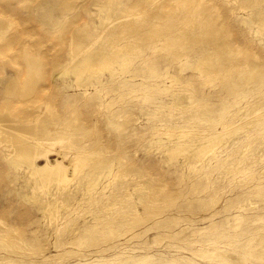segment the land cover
<instances>
[{"label":"rangeland","instance_id":"1","mask_svg":"<svg viewBox=\"0 0 264 264\" xmlns=\"http://www.w3.org/2000/svg\"><path fill=\"white\" fill-rule=\"evenodd\" d=\"M39 1L0 0V15L7 13L6 17L11 20L6 32L0 34V107L10 101L13 116L28 117L32 115V104L45 103L53 109L51 115L58 123L75 127L85 140L101 142L109 154L124 155L126 163L133 168L131 174L134 176L152 179L156 190L154 196L147 199L134 195L132 199L138 211L129 224L139 225L141 232L138 245L131 248L134 251L132 254L163 252L166 255H190V250L183 248L191 242L197 243V246L205 244L207 241L203 235L206 227L211 228L209 231L213 233L221 234L227 225V234L218 236L222 242L231 237L236 227L237 230L245 229L246 237L264 233V194L245 193L247 180L222 179L218 171L206 177L203 169L190 167L183 162L182 156L173 163L167 161L150 129L153 121L147 120L146 108H142L146 105L143 101L147 89L140 84L144 82L148 86L158 78L157 75L168 69L177 79L174 86L188 82L192 95L209 104L215 116L219 115L217 112L223 105H230V101L238 95L247 96L237 100L243 101L241 104L246 102L255 89L264 88V30L250 21L248 10H242L237 3H230L228 7L219 4L217 31L193 39L188 34L191 22L205 20L209 9L216 7L217 2L119 0L129 13L128 17H134L137 22L132 19V24L126 28L125 39L119 38L118 41L124 43L133 35L140 50L116 76L129 77L133 79L132 84L123 87L110 80L100 87L103 93H108L106 99L111 97L116 105L122 104V116L110 122L105 117L96 119V113L90 106L96 98L90 96L87 103L83 102V96L73 95L82 89L65 87L72 78L71 74L52 72V65L65 58L70 34L83 23L91 29L94 27L92 19L98 10L94 3L104 0H47L53 20L40 15L36 6ZM194 6L198 8L197 14L194 13ZM237 16L244 19L243 24ZM14 35L28 37L31 42L26 47L15 45ZM166 36L176 39V43L170 47L163 45L162 37ZM213 36L229 37V60L235 64L227 71L225 64L229 62L222 61L219 71L202 74L193 68L197 60L196 51L202 46L210 47ZM184 48L189 50L188 55H181ZM184 62L185 66L182 65ZM252 64L259 69L255 85H248L243 81ZM102 76H109V71L105 70ZM167 85L169 87L171 83ZM234 87L239 89L234 91ZM174 112L180 118V110L175 109ZM54 126L50 130L56 133ZM62 145L57 144L58 150ZM56 157L57 153L52 156L53 159ZM261 160L255 167L264 166V156ZM11 164L0 156V229L8 228L6 231L11 236L5 240L2 234L6 231H2L0 247L24 253L25 257L18 261L20 264L73 263V251L107 245L123 229L105 230L82 238L67 232L66 235L56 236L47 228L49 218L37 210L35 198L26 196L22 178L16 177L17 172ZM261 191L264 193V188ZM83 208L84 205L71 199L61 209L63 213L77 209L83 214ZM68 239L74 242L60 246L62 240ZM0 253H4L3 248ZM43 255L48 260L42 261ZM110 258L106 264L120 263L121 258ZM198 260H218L211 264H234L231 259L222 260L215 256L210 260L207 257ZM255 260L259 262V258ZM261 260L264 261V256Z\"/></svg>","mask_w":264,"mask_h":264},{"label":"bare ground","instance_id":"2","mask_svg":"<svg viewBox=\"0 0 264 264\" xmlns=\"http://www.w3.org/2000/svg\"><path fill=\"white\" fill-rule=\"evenodd\" d=\"M46 1L37 3L38 12L48 20H53L54 16ZM201 1L203 4L205 0ZM209 1L217 2V5L209 9L205 20L191 22L188 30L191 38L217 31L219 4L223 7H228L230 3L240 4L242 10H248L250 21L264 30V0H207L206 3ZM94 6L98 9L92 19L94 27L91 29L83 23L70 34L65 58L52 65V72L71 74L72 78L65 87L82 89L73 95L83 96V102L87 103L90 96L96 98L90 105L96 113V119L105 117L112 122L122 116V104L116 105L111 97L106 99L108 93H103L100 87L110 80L123 87L132 84L133 79L129 77L116 76L121 69L126 68L140 47L136 45L133 35L124 43L118 41L119 38L125 39L128 33L126 28L135 19L128 17L129 13L119 0L95 2ZM194 9L195 13L198 8ZM6 16L7 13L0 15V34L6 32L5 29L11 24ZM237 17L241 23L244 21L240 16ZM216 37L213 36L210 47L202 46L196 51L197 60L193 68L202 74L219 71L222 61L229 62L225 64L227 71L234 67L235 62L233 64L229 60V37ZM12 39L15 45L21 44L23 47L31 42L30 38L23 35H14ZM175 40L170 36L162 37L166 47L174 45ZM188 54L189 50L184 48L181 55ZM182 65L185 66V62ZM258 69L256 64H252L243 83L255 85ZM105 70L109 71V76H102ZM157 77L148 86L144 82L140 83L147 89L143 101L146 105L142 108H146V119L153 121L150 129L167 161L173 163L182 156L183 162L190 167L203 169L206 177L218 171L222 179L238 182L247 180L245 193L264 194L261 191L264 188V166L255 167L263 161L261 159L264 156V88L255 89L250 99L243 104V101L237 100L247 96H236L230 105H223L217 112L219 115L215 116L209 104L202 103L192 95L188 82L174 86L177 79L168 69ZM168 82L171 83L169 87ZM233 89L236 91L239 88ZM9 105L10 101H7L0 107V144L3 146L0 156L12 163L17 172L16 177L22 178L26 196L35 198L37 210L49 218L47 228L54 231L56 236L66 235L67 232L75 234L77 238L123 228L107 245L73 251L75 261H70V264H106L112 256L121 258L120 263L116 264H211L218 260L201 262L198 259L207 257L210 260L213 256L222 260L231 259L234 264H263L264 233L246 237V230H237L236 227L227 241H219L218 236L227 234V225L221 234L209 231L211 228H204L207 230L203 235L207 241L205 244L197 246V243L191 242L183 248L190 250V255L175 256L163 252L132 254L134 251L131 248L138 245L141 234L139 225L129 224L138 211L132 199L134 195L152 198L156 192L152 179L134 176L131 174L133 168L126 163L124 155L109 154L101 142L85 140L75 127L58 123L51 115L53 109L47 104H32V115L28 117L13 116ZM175 109L180 110V118L177 116L179 120ZM52 126L56 133L50 130ZM59 143H63L60 150L57 148ZM55 153L58 157L53 159ZM71 199L84 205L81 209L83 214L77 209L63 213L61 208ZM87 213L90 216H86ZM79 218H82L80 222ZM6 230L8 228L0 229V234ZM2 235L5 240L11 238L7 231ZM72 242L69 239L62 240L60 246ZM1 248L4 253H0V264H20L19 259L25 257L24 253L17 250ZM141 248L144 249L143 246ZM9 254L13 257H9ZM255 258H259V262ZM43 259L48 260V257L43 255Z\"/></svg>","mask_w":264,"mask_h":264}]
</instances>
